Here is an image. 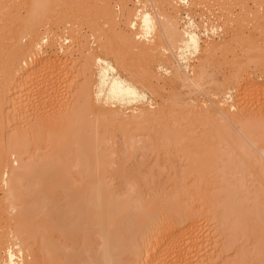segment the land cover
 <instances>
[{
    "label": "bare ground",
    "instance_id": "bare-ground-1",
    "mask_svg": "<svg viewBox=\"0 0 264 264\" xmlns=\"http://www.w3.org/2000/svg\"><path fill=\"white\" fill-rule=\"evenodd\" d=\"M9 1L11 0H0V12L3 13L2 9L5 7V4L8 6ZM20 1L18 0V2ZM22 1L27 3L26 7L28 14L26 16L28 17L26 19V16H24L26 20H22L23 18L21 19L23 24L20 29L22 31L19 29L21 32H19L17 36L15 35V43L14 46L12 43L13 49H11L13 52L10 53L11 56L10 54L8 56L10 57L9 68H6L4 72L6 83H2L7 85V87H5L4 90L5 95L2 99L3 101L0 102V123L2 126L4 125L3 128L10 125V122L7 121H9L11 116L13 117L14 113H18L21 110L26 113L25 111L28 106L25 105V102H28V100H26L27 98H23L22 94L24 93L22 92L23 89L27 87L28 81H26V85H24L25 82H22L27 78H34L35 75L38 74V71L41 70L40 67L44 66L46 62H48V65H45L47 68H50V66L55 68V66H53L54 63L50 65L48 58L45 57L46 55H43L42 45L43 42L48 41L47 37H49V35H46L48 32L42 33L40 27L55 15L54 13L57 11L58 7L57 3L59 4V2L57 0ZM174 1L175 0H150L148 2L153 4V10L152 8H148L146 4H135V7H137L135 9V15L127 19L129 24V26L128 24L127 26L131 28V32L122 33V42L120 43L115 42V40L109 37L111 31L108 29L106 30H108L109 35H107L106 38H104L105 35L101 34L100 36L98 35L99 37L97 36L99 41L98 47L100 48L99 54L96 55L93 49H88L87 52L89 56L91 55V58L88 57V60L90 59L96 66L97 78L95 79L97 81L94 86L93 94L91 92L92 96H90V91L87 89L86 94H88L89 97L88 95L85 96L87 99H85L84 102L83 99L82 101L77 99L74 100V97L69 95L73 98V102L71 101L70 103L71 107L70 104L65 102L66 105H69L67 106L69 110L65 108L66 106L64 104L60 106V108L65 106L63 109L66 110V113L65 110H63V112H61L62 114H58L60 108L57 107V104H60H55L59 99L55 98V103L50 104L52 108L54 110L56 109V112H58L56 115L49 112L53 116V118H51L52 116L50 117L52 121H49V117L47 119L49 122L46 123L44 121V123L48 124L51 128L47 136V140H49L50 144L53 146V149H49L50 152H45L44 154L37 152V155H40L35 157V153L32 154L33 152L31 153L29 151L34 158L29 153H26L28 152L26 138L29 136V133L26 136L24 134H27V132H24L25 130L23 133L20 131L19 134H16L18 136L17 141L10 139L11 135H9L10 131L8 132V130L6 131L7 137L4 134L2 135V140L0 141V184L4 187L3 192H5L2 199L7 202L10 212L14 213L15 216L13 215V218H16V221L9 234L12 240V246L10 245L11 247L8 249L7 260H4L1 264H24L26 259H24V257L27 251L34 256V262L32 264H77L79 263L78 257H80V249L81 251L83 250V252H87L83 255H87L88 257H86V259L82 256L84 257L83 260H86L85 262L81 261L83 262L82 264H202L204 259V262H209L210 264L214 259L211 258L213 256L209 248L208 250L211 257L205 248L206 242H208V239H206L207 232L205 227L199 224L201 223L199 222V218H202L201 215L205 212L203 209L204 205H202L200 200L199 204L196 203H198L197 195L202 199L205 198L202 196L204 195L203 191L207 185L206 180L211 179L210 173L214 169L215 178L213 177V179L221 183L224 189L222 191L220 189L221 187L218 186V190L219 192H226L228 198L235 192V190H233V185L237 180L242 181L241 188H244V186L249 183V181L246 182L249 175H252L251 178L256 180L259 192L254 197L256 200H254L253 211L251 212L250 202L240 206V213L236 216L239 220L236 224L234 222L232 224L231 218H236L232 214L235 213L234 210L238 206L235 204H225L227 207H223L225 208L223 223L229 224L232 234L248 235L251 233L250 220L255 218V222L260 224V233L262 232L261 235L258 234L261 237H258L259 240L256 243V251L259 253V256L260 254H264V196H262L264 192V111L261 115V111L264 110V96L261 97V95L259 96L256 92L255 98L250 99L248 97L250 101L247 99L248 95L246 96L245 89H252L256 84L252 81L253 79L250 81V76L249 78L246 77L250 82L242 86L243 90L240 89L242 92L241 99L240 93H238L240 95L238 98L233 95V93H235L234 89L239 84V82H237L239 81L237 80L238 75L235 77L236 80H233L234 82L231 81V84H228V81H226L228 85L225 86L224 83L223 85L225 88L214 81V78L207 81L208 75L212 76V74L208 72V68L213 58L216 59V57H212V55H215L217 48L220 50L219 45L225 43V39L222 43H218L219 45H217V43L214 45L212 44L213 41L211 42L204 38L207 40V42H205L207 44L204 46V50L206 51L205 55L203 54L202 57L200 56V60L197 58L199 60L198 64L193 66L189 64L191 58L195 60L192 57L194 54L200 50L203 52L200 43L202 38L201 35H199L201 32L198 33L199 26L198 24H194V21H191L190 17L189 20L191 22L188 24L190 27L181 25L180 11H182L183 8H180L182 4L187 3L186 1L180 3ZM146 2L147 1H145V3ZM148 2L147 4H149ZM103 3H101V9L114 28V24L119 23L118 16L116 14H111L108 11L110 7ZM2 4L4 5L2 6ZM155 4H159L161 8L159 9V7H157L158 5L155 7ZM157 8L159 10H157ZM68 12H70V10ZM6 15L4 18H6ZM228 15L226 20L229 24H236L239 22V29V24L242 20H237L238 17H236L237 15L233 11ZM260 16L259 13L258 17ZM191 19H193V17ZM208 19H210V17ZM263 19L264 16L259 19L257 18V21H260L259 25L262 24L261 21H263ZM21 20H19L20 24ZM68 20L71 21V17ZM212 22H214V20ZM187 23H189L188 20ZM222 26L220 24L219 26L214 24L212 25V30L220 29ZM256 26H258V24ZM139 27L140 29L138 30ZM225 28H227V26H225ZM203 29H205V25ZM206 30L209 31L207 27ZM224 30L225 29H223V31ZM7 31L9 30L7 29ZM104 31L105 30L102 32L104 33ZM203 32L201 34L204 35L205 32ZM208 35L209 34L206 36L208 37ZM5 36L7 37L6 34ZM12 36L14 37V35ZM26 36L30 37V40L27 42L24 41V37ZM115 36L114 34V38L116 39ZM94 37L96 39V34ZM63 41H69V38L65 37ZM3 45L0 44V46ZM223 49H221V53H223ZM169 51L172 52L173 56L172 54H168ZM188 52L190 55H193L190 57ZM128 54L130 56L129 59ZM69 55L72 56L73 53L70 52ZM91 61L88 63H91ZM71 63L73 64L74 62L71 61ZM155 63L158 64V67ZM258 63L259 62L255 64L260 67ZM26 64L27 66H25ZM64 65L66 69L70 67L69 63L65 62ZM158 68L159 71L163 69V71L168 74L167 77L163 78V83H161V72L158 73ZM70 69H68V71ZM48 70L52 72L50 69ZM65 71L63 73L64 77L68 78L71 76L70 72H73V69L70 72ZM16 72L17 75L21 74L20 78H16ZM260 75L262 76L263 74ZM92 80L94 81V79ZM13 82H15V85ZM219 82L221 83V81ZM207 83L210 85H216L218 83L217 86L220 85L222 88L220 87L219 90L217 87H213V89H218L216 91L215 89L212 90L210 86L205 88ZM261 83L263 82L261 81ZM23 85L25 88L22 87ZM93 85L94 84H92V86ZM257 85L261 84L257 83ZM167 86L171 89L176 88L175 90L179 88V91H182L180 88L182 87L184 88L183 90L188 89V92L190 91L191 93L195 91L194 89L200 90L201 93L206 91L208 95L216 96V98L217 95L221 93L223 99H219L218 101L216 99L218 102V104H216L214 103L215 100L213 101L211 98L212 96H210L209 102L201 103L199 101L195 102L197 98L194 99L192 95L190 99L193 98L195 101H187L189 97L181 101L180 95L178 97L174 92L173 95L170 94L171 97L173 96L170 98V101L168 100L169 97L167 99L169 103L163 100L166 98L161 95V102L159 103L156 101L158 104L154 105L156 102L153 103V97L149 96L146 89H150L149 91L158 95L160 89ZM12 89L16 90L12 93V91L10 92ZM83 90L84 88L82 91ZM258 90L255 89V91ZM188 92L186 94H189ZM14 93L21 94L10 97L9 99L8 96ZM71 95L73 94L71 93ZM155 95L153 96L155 97ZM48 96L51 97L50 95ZM182 96L183 94L181 97ZM157 97H155L156 100ZM28 98L30 99V96ZM44 101L42 102L43 104ZM74 103H79L80 105L78 104L79 106L76 105L75 107ZM28 105H31V103ZM37 105H35V108L33 107V109L36 110L34 113H37L34 114L31 112L34 114L35 118H38L39 113L41 114L42 112L37 111ZM42 108L44 107L42 106ZM39 109L41 110V108ZM23 112L18 114L21 116ZM26 115L27 113L25 116ZM20 116L18 119L21 121L24 115ZM7 127L10 128L9 126ZM32 128L31 131L28 129L26 131H30L32 135H38L39 128ZM119 134L124 135L126 138L125 141L128 145H125V147L129 146L127 149H129L131 154H134L138 148H145L150 145L155 148H164L169 156L177 152L179 156L184 157L185 171L182 174L183 178L177 179V187L174 195L165 197L156 196L157 198L150 197L151 199H146V196H143L144 194L139 195L141 194L139 193V197H137L136 194H130L129 192L131 191H126L128 193L122 192V194L119 192L118 194V191L112 186V182L109 179L115 157L119 152H117L118 141L116 139ZM22 136L26 137L23 138ZM5 139L6 141H4ZM73 147L76 153L75 158L74 150L71 149ZM70 151L73 152L70 157L75 159L73 164L69 156L67 162L66 155H68ZM29 155L32 156L33 159H29ZM158 155H160L159 152ZM11 158L15 159V167L12 164L13 160L11 161ZM159 163L161 164V162H158V164ZM75 166L78 168H75ZM62 172L64 174L60 178ZM74 172L76 173L74 174ZM67 174L71 176L70 180ZM73 174L77 175V177ZM189 174L195 175L197 181L195 188H191L192 191L190 187H188V189L186 188L189 184L184 181L185 177ZM54 178H56L57 185L53 182L55 181ZM52 179L53 181H51ZM60 180H65L64 184L67 182L69 183L64 186ZM26 181H29L28 183L30 184L26 185ZM183 181L185 183H183ZM41 183H43V191H47L46 194H48H44V199L46 197L45 200H47L45 201L43 199L44 204L41 200V204L44 205L45 211H42L43 206H40V200L38 198L39 192L42 191ZM182 183L183 186L181 188L180 186ZM54 185L57 187L58 185L64 186V189L66 186L69 187H67L68 191L65 189V194L67 195L65 197H67V200H64V202H66L65 205H67V208L65 206L59 207L60 204L58 201H60V198L58 192L55 190L57 187ZM183 187L184 189L186 188L185 192L182 191ZM43 191L40 193V196L44 193ZM54 193H56V195ZM33 195L37 196L36 198L39 205H36L37 203L33 205L34 202H30V200L34 199L30 197ZM42 197L40 199H42ZM222 201L223 199L221 202ZM203 202V204H205L208 201L205 200ZM39 206L41 210L38 208ZM47 208H51L50 211H47ZM28 213L32 214V221L28 219V216H30ZM208 217L210 218V216ZM28 221L32 223L29 222V225ZM255 232H257V230ZM207 245V247H209V244ZM76 248L79 249V253H76L77 255L73 252ZM82 257H80V259ZM60 258L63 259V262L59 260Z\"/></svg>",
    "mask_w": 264,
    "mask_h": 264
},
{
    "label": "rangeland",
    "instance_id": "rangeland-1",
    "mask_svg": "<svg viewBox=\"0 0 264 264\" xmlns=\"http://www.w3.org/2000/svg\"><path fill=\"white\" fill-rule=\"evenodd\" d=\"M57 1L59 2V4L57 3L58 7H57V11L54 13L55 15H53V17H52L53 20H52V18H50L45 24H42L40 27L42 33L48 32V33H46V35L47 34L49 35V37H47L48 41L43 42V45H42L43 55L44 56L46 55L45 57L48 58L50 65H53V63H54L53 66H55V68L50 66V65H49L50 68H47V66H45V65H48L47 64L48 62H46L44 66L40 67L41 70L38 71V74L35 75L34 78L33 77L30 79L27 78L28 80L26 79L25 81H23L22 83L25 82L24 85H26V81H28L27 84L29 85V86L26 85L27 86L26 88L24 87V85L22 86L25 88V89H23V92H22V93H24V94H22L23 98L24 99L27 98L26 100H28V102H25V105L28 106L29 108L27 107L26 108L27 110L26 111L24 110L27 113V115L25 116L26 113H24L22 110L21 111L19 110L20 112H23L22 115H24V117H22V120L20 121L18 119V117L20 116L19 115L20 112H18L19 114L14 113L13 114L14 119L11 116L9 118V121H7V122H10V125H7L10 128H8L7 126L3 128L4 125L2 126L0 123V141L2 140L1 137L3 134L5 136L7 135V133H6L7 130H8V132L10 131V133H9V135H11L10 139H12L13 141L18 140V136L16 134H19L20 131H22V133H23V131L25 130L24 132H27V134L24 133L26 136L29 133V136H27L28 140L26 138L27 149H28V152H26V153H29L30 155L35 153L34 154L35 157L40 155V154L37 155V152L44 154L45 152H50V150H49L50 148L53 149V146L50 144L49 140H47V136H48V133L51 131L50 130L51 128L48 124H46L47 122L52 121L51 120V118H53L52 114L56 115L58 112H59L58 114H60L61 112H63V110H65V109H63L65 106H66L65 108H68L67 106H69V105H66L65 102H67V104H70L71 101L73 100V98H71V97H74V100L77 99L79 101L80 100L82 101V99H83V102H84L85 99H87V97L85 98V96L88 95V94H86L87 89L90 91V93L88 92L89 95L92 96L93 91H94V86H95V83L97 81L95 79V78H97L96 77V66L94 65V63L90 59L88 60V57L91 58V55L89 56L87 52H88V49H93V51L96 53V55L99 54L100 48L98 47V43H99L98 37L100 36V34L105 35L104 38H106L107 35H109L108 30H110L113 34L110 32L109 37L112 38L113 40H115V42L120 43V42H122L121 41L122 33L128 32V31L131 32L130 31L131 28L130 27H129L130 29L128 28L129 24L127 22V19H130L131 17H133L135 15V12H136L135 9L137 8V7H135V4L136 5L146 4L148 8H150V9L152 8V10L154 9L153 4H151V2H148L150 0H139V1L138 0H57ZM140 1H141V3H140ZM145 1H147L149 4H147V2L145 3ZM184 1H186L187 4H182V6L180 8V9L183 8L182 11H180L181 25L182 26L184 25V27H187V26H189L188 24H190L191 21H194V24H198V26H199L198 27V29H199L198 33H200V32L202 33L203 31L204 32L207 31L206 27L209 30V31L205 32L204 35L201 33L199 34V35H201V38H202L200 43H201L203 52H202V50H200L196 54H194V55L192 54L193 56L190 55V53L188 52L190 57L192 56L195 59V60H193L191 58V60H189V64L193 66V65H196L199 63L200 58L203 56V54L205 55L206 51L204 50L205 49L204 46H205V44H207V43H205V42H207V40H210L211 42L213 41L212 44H214V45L216 43H217V45H219L220 42L222 43L225 39L227 41V43H226V41H225V43H222L221 44L222 47H221V45H219L220 50H218L219 48H217V45H216V48H217L216 53H215V55L214 54L212 55V57H216V59L213 58V60H215V61L212 60V63L210 65V67L208 68V72L210 74H212V76L208 75L207 81L214 78V81L218 82L221 86H223L225 88L226 85H228L229 83L230 84L232 83L231 81H233V80L235 81L236 80L235 77H237V75H238L237 80H239V81H237V82H239V84L234 89L235 93H233V95L235 97L237 96V98H238V97H240V95L242 93L240 90L243 88L242 86L246 85L247 82H250L253 79L252 81L256 83L255 87H253L252 89L251 88L245 89V91H246L245 94H246V96L248 95L247 99L255 98L254 96H255L256 92L258 93L259 96L261 95V97H263L264 96L263 95L264 94V62H263L264 61V19H263V21H261L262 24L259 25L260 21L258 22L257 18L259 19V18H262V16H264V11H263L264 10V0H229V1L228 0H221V2H220V0H175L174 2L180 3V2H184ZM100 2L101 3L104 2L106 6L110 7L108 11L111 14H116L118 16V19H119L118 22L119 23H116L118 26L116 24H114L115 25L114 28L111 26L112 23L110 21H108L107 16L104 15V12L101 9L102 4ZM257 4H259V5H257ZM3 5L4 4H2V6ZM26 5H27V3L22 1V0L20 2H18V0H11L8 2V6H6V4H5V7H3V9H2L3 13L0 12V14H1V17H0V44L1 45L4 44L3 45L4 47L0 46L1 47L0 48V50H1L0 51V54H1L0 55V59H1L0 60V102L3 101L2 99L4 98V95H5L4 90H5V87H7V85L3 84V83H6L4 72H5L6 68L7 69L9 68V58L10 57H8V56L11 52H13V51H11V49H13L12 43L14 46V43H15L14 40L16 39L15 35L17 36L19 34V32L22 31L20 29V28H22V24H23L22 20H26L28 17V16H26L28 14V10H27ZM157 5L155 4V7L157 6L160 9L161 6L159 4H157ZM59 6H60V8H59ZM11 9H12V11H11ZM159 9L157 8V10H159ZM69 10H70V12H68ZM232 11L237 15V16L235 15L236 17H238V19L236 18L237 20H239V19H240V21L242 20L239 24V29H238V23L239 22L236 24L235 23L229 24V22L226 20L229 16L228 14H230V12H232ZM14 12H16L17 14ZM65 12H66V14H65ZM59 13H61V14H59ZM93 13H94V15H93ZM259 13L261 15L260 17H258ZM262 13H263V15H262ZM192 14H193V16H192ZM5 15H6L7 19L4 18ZM24 16H26V19L24 18ZM67 17H68V19H70V17H71V21L68 20ZM189 17H190L191 21L189 20ZM192 17H193V19H191ZM209 17H210V19H208ZM72 19H73V21H72ZM19 20H21V24H20ZM66 20H67V22H66ZM187 20L189 23H187ZM213 20H214V22H212ZM14 21L17 23H15ZM222 21H223V23H222ZM227 22H228L229 26H228ZM218 23L221 26L223 25L222 28L217 29V30H212V25L215 24V25L219 26ZM127 24H128V26H127ZM257 24H258V26H256ZM204 25H205V29H203ZM242 25H243V27H242ZM252 25H253V27H252ZM10 26H12V27H10ZM13 26H14V28H13ZM15 26H16V29H15ZM225 26H227V28H225ZM231 26H232V28H231ZM100 27H101V29H100ZM209 27L211 30L209 29ZM112 28H113V30H112ZM215 28H216V26H215ZM7 29L9 31H7ZM19 29L21 31H19ZM106 29H108V30H106ZM139 29H140V27L138 28V30ZM223 29H225V30L223 31ZM103 30H105L104 31L105 34L102 32ZM121 30H122V32H121ZM206 33L209 34L208 37L206 36L207 35ZM223 33H225L226 35ZM5 34L7 35V37L5 36ZM95 34H96V39L94 37ZM114 34L116 35L115 37L117 40L114 38ZM213 34H214V36H213ZM12 35H14V37ZM224 35H225V37H224ZM11 36H12V38H11ZM63 36H64V38L68 37L69 41L64 42ZM210 37H212V38H210ZM58 38H61L63 42L61 41V39H58ZM204 38H206L207 40H205ZM8 39H10V40H8ZM29 40H30L29 36L24 37V41L27 42ZM215 41H217V42H215ZM6 42H7V44H6ZM203 43H204V45H203ZM224 44H225V46H224ZM9 46H10V48H9ZM223 47H224V49H223ZM81 49H82V51H81ZM221 49H223L222 50L223 53H221ZM240 51H242V52H240ZM70 52L73 53L72 56L69 55ZM244 52H245V54H244ZM168 54L170 55V54H172V52L169 51ZM3 55H4V57H3ZM10 56H11V54H10ZM95 56H93V57H95ZM128 56H129V54H128ZM172 56H173V54H172ZM190 57H189V59H190ZM67 58L69 59V61ZM129 58H130V56L128 57V59ZM65 60H67V61H65ZM256 60H258V61H256ZM71 61L74 63L72 64ZM90 61H91V63H88ZM65 62L69 63L70 67L68 69H70L72 67L69 71H68V69L65 68V65H64ZM257 62H259L258 65L260 64V67L256 66L255 63H257ZM246 63H247V65H246ZM28 64H30V63H28ZM70 64H72V65H70ZM56 65H58V66H56ZM155 65H157V67H158V64L155 63ZM235 65H236V67H235ZM25 66H27V64ZM63 66L67 72H70L73 69V72H70L71 76H69L68 78L64 77L63 73L65 70L63 69ZM48 69H50L52 72H50ZM236 69H237V71H236ZM162 71H163V69H161L159 71V68H158V73L161 72L160 73L161 83H163V78L168 76L167 73H165L164 71L162 72ZM262 71H263V73H262ZM6 73H7V71H6ZM12 73H13V71H12ZM164 73H165V75H164ZM228 73H230V74H228ZM259 73L263 74V75L261 76ZM59 75H60V77H59ZM239 75H241V76H239ZM15 76H16V78L17 77L20 78L21 74L17 75V72H16ZM209 76H211V77H209ZM249 76H250V81L248 80ZM246 77H248V78H246ZM92 79H94V81ZM30 80H32V81H30ZM72 80H73V82H72ZM218 80L221 81L222 84ZM226 81H228L227 82L228 84H226ZM261 81L263 83H261ZM257 83L261 84V85H257ZM13 84L15 85V82H13ZM92 84H94V85L92 86ZM217 84L216 85L215 84L210 85L209 83H207L205 85V88H208V86H210V88H212V90H214V89H215V91L218 89L220 90L221 86L220 85L217 86ZM213 87H217L218 89H216V88L213 89ZM83 88L85 90V91L83 90L85 93L82 91ZM180 88L182 91H179L180 90L179 88L177 90H175L176 88L171 89L168 86L162 87L160 89V92L158 93V95L153 94L152 91H149L150 89L149 90L146 89V91L148 92L149 96L153 97V99H152V101H154L153 103H155L156 101L160 103L161 99H162L161 95L164 98H166L163 100H166V101L169 100L170 101V98L173 97V96L171 97L170 94L173 95L174 92H175L174 94H177L176 96L179 97V95H180L181 101L184 99L186 100L187 97H189V98H187L188 99L187 101H189V100L195 101V100H193V98L190 99V97H192V95H193L194 99L197 98V100L195 102L199 101V102L203 103V102H209L210 96H212V95H208L206 93V91H203L204 92V94H203V92L201 93L200 90L194 89L195 91L196 90L197 91L195 92L193 90L195 93L194 92L191 93L190 91L188 92V89H186L187 90L186 91V90H183L184 88H182V87H180ZM248 89H249V91H248ZM255 89L258 91H255ZM14 90H16V89H14ZM14 90L12 89V90H10V92L12 91V93H13ZM28 90H30V91H28ZM173 90H175V91H173ZM26 91H28V92H26ZM165 91H167V92L171 91V92L167 93ZM91 92H92V94H91ZM180 92H182V93H180ZM187 92L189 94H186ZM259 92H260V94H259ZM261 92H263V93H261ZM71 93L73 95H71ZM238 93H240V95ZM11 94L8 96L9 99H10V97H13V96L15 97V95H18L21 93H18V94L14 93L13 95H11ZM182 94H183V96L181 97ZM24 95H25V97H24ZM48 95H50L51 97H49ZM89 95H88V97H89ZM153 95H155V97L158 96L157 100L155 99V97ZM29 96H30V99L28 98ZM17 97H19V96H17ZM168 97H169V99H168ZM198 97H200V98H198ZM55 98L59 99V100H57L56 103H55V101H56ZM211 98L213 101L215 100L214 103L218 104L217 101L219 99H223V95H221V93H220V95H217V98H216V96L215 97L212 96ZM241 98H242V95H241L240 99ZM216 99H217V101H216ZM250 99H249V101H250ZM44 100L46 101V104H45ZM150 100H151V98H150ZM43 101H44V104L42 103ZM169 101H168V103H169ZM157 102L154 105H157L158 104ZM27 103L28 104L31 103V105H28ZM51 103H53V104L59 103L60 105L57 104L58 108H60V106H63V104L65 106L63 108L62 107L60 108L61 111L57 109L58 112H56V109L54 110L52 108V105H50ZM34 104L35 105L38 104L37 105V111L38 112L42 111L41 114L39 113L38 118L34 117V114L37 113V112L34 113L36 111L35 109H33V107L35 108ZM78 104L74 103V106L75 107H76V105L79 106L80 104L79 105ZM210 105H211V103H210ZM42 106L44 108H42ZM70 107H71V104H70ZM39 108H41V110ZM32 109H33V111H32ZM68 110H69V108H68ZM263 111L264 110L261 111V115H262ZM31 112H33L34 114ZM49 112L52 114H50ZM65 113H66V110H65ZM15 117H16V119H15ZM30 117H32V118L34 117L35 119L34 118L32 119ZM43 117H44V119H43ZM48 117L49 118L51 117L49 121H47ZM44 121L46 123H44ZM40 122H42V123H40ZM32 127L33 128L34 127L39 128L38 129L39 133L37 132L38 135H36L37 137L30 133ZM27 129L30 131L29 132L26 131ZM26 136H22V137L24 138ZM3 139H4V137H3ZM116 139L118 141L117 152L118 151L119 152L115 157V162H114L113 167L111 169L112 171H111V175H110L109 180H111L112 186L115 187V189L118 191V194H119V192H121V194H122V192L128 193L126 191H131L129 193L130 194L131 193L136 194L137 197H139L138 196L139 193H141L139 195L144 194L143 196L144 197L146 196V199H151L150 197L157 198L159 196L160 197H165L168 195L172 196L175 194V189L177 187V179L181 178L183 176L182 175L183 172L185 171L184 170L185 169V164H184L185 159L183 156H179L177 154V152L173 153V154H171V156H169L168 152L164 148H162V149L159 147L155 148L154 146L152 147L150 145L145 147V148L144 147L138 148L134 154H131L129 149H127L129 146L125 147V145H128V144L125 141L126 138L124 137V135L119 134V136H117ZM4 141H6V139ZM71 149L74 150L73 152H74V158H75V154H76L75 148L73 147ZM130 150H131V148H130ZM29 151L31 153L32 152L33 153L31 154ZM131 151L133 152V150H131ZM157 151L159 152L160 155H158ZM73 152L70 151V153H69L70 155L69 154L66 155L67 156V162H68V156H69V159L72 160V164L75 161L74 158L72 159V157H70V156H72ZM64 153H66V152H64ZM27 155H25V156H27ZM30 155H29L30 158L28 157L29 159H31L33 156V155L30 156ZM170 157H171V159H170ZM12 158H11V161L13 160L12 164L14 165V164H16L14 162L15 159H12ZM33 158H34V156H33ZM168 159H169V161H168ZM69 162H71V161H69ZM158 162H161V164L160 163L158 164ZM163 165H165V166H163ZM15 166L16 165H14V167ZM71 166H73V165H71ZM75 168H78V167L75 166ZM72 169H73V167H72ZM70 170H71V168H70ZM75 170H77V169H75ZM214 170L211 171V173H210L211 179H209V180H211V181H209L208 179L206 180L207 185L205 186V189L203 191L204 195L202 196L205 198L202 199L199 195H197L198 203L195 202L196 204H199V200H200L202 205H204V207H205L204 208L202 206L205 212L203 211L204 214L202 213V215H201L202 218H199V222H201L199 224H200V226H204L205 230L207 232V235H206L207 238L206 239H208L207 240L208 242H206L205 248L207 249V253H209V256H210V252H211V255L213 256V257L210 256L212 259H214V261H211V263L213 262L212 264H214V263L215 264H264V259H263L264 254H260V256H259V253L256 251L257 250L256 249V246H257L256 243L259 240L258 237H261L259 235H261L262 232L260 233V231H261V228L259 226L260 224L255 222V218L250 220L251 233L248 235H246V234L237 235L236 233L232 234V230L230 229L229 224H227L225 222L223 223V221H224L223 218L225 217L223 215H225L224 211H225V208L227 207V206H225V204H227V205L235 204L238 206L236 208L237 210L236 209L234 210L235 213L232 214L234 217L239 215L240 210H241L240 206H243V205L247 204L248 202H250V204H251V206H250L251 212L253 211L254 200H256L254 197L259 192L258 186L256 185V180L251 178L252 175H249V177H248L249 180L248 179L246 180V182L249 181V183L246 184L244 186V188H241L242 181L237 180L235 182V184L233 185V190H235V192L231 196H229L230 198H228L227 193L222 192L224 189L221 186V183H219L218 181H215V179H213V177L215 176ZM76 172H78V171H76ZM76 172H74V174ZM63 174H64L63 172L60 174V178H61V176H63ZM67 176H68V174H67ZM74 176L77 177V175H74ZM68 177L70 180L71 176L69 175ZM57 178H58V176H57ZM64 179H67V178H64ZM186 179H187V181H186ZM54 180L55 181H53V179H52L51 181L55 182V185H57L56 184V178H54ZM62 180H60V181H61L62 185H64V186L67 185V183H69V182H67L66 184H64L65 180L64 181H62ZM184 181L189 184V186L187 185L186 188L188 189V187H190V190H191V188H195V185L197 184V181L195 179V175H193V174H189L188 176H186ZM184 181H183V183H185ZM28 182L29 181H26V183H27L26 185L30 184ZM61 183H60V185H61ZM183 183L180 186L181 188L183 186ZM58 184H59V182H58ZM41 186H42L41 190L43 191V183H41ZM64 186H59V185H58V187L55 186V187H57L55 190H56V192H58V195L60 198V201H58L60 204L59 207L65 206L67 208V205H65L66 202H64V200H67V197H65V196H67L65 194V189L68 191L67 187L69 186V184H68V186H66L65 189H64ZM218 186L221 187L220 189L222 191L219 192ZM49 187H50V185H49ZM47 188H48V186H47ZM50 188H49V190H50ZM186 188L184 189V187H183L182 191L185 192ZM3 189H4V187H2V185L0 184V264L4 260H7L8 249H9V247L12 246V244H11L12 240H11V237L9 234H10L11 230L13 229V227L15 225V221H16V218H13L14 213H11L10 209L8 208L7 202L2 199L4 196V193H5V192H3L4 191ZM39 189H40V187H39ZM190 190H189V192H190ZM41 192H39L38 198L40 200L39 201L40 206H43L42 211L43 210L45 211V207L43 205L44 204L43 199H44V194L45 195H48V194H46L47 191H43L44 193H42L40 196ZM151 193H152V195H151ZM153 193H155V194H153ZM54 194L56 195V193H54ZM35 195H36V193H35ZM35 195L30 196V197L34 198L33 199L34 201L30 200V202L31 201H32L31 203L34 202L33 205L36 203H37L36 205H39V202L37 201V198H36L37 196H35ZM50 195H51V193H50ZM262 196H264V192L262 193ZM41 197H42V199H40ZM147 197H149V198H147ZM45 199H46V197H45ZM204 199L208 201L205 204H203L204 203L203 201H205ZM222 199H223V201L221 202ZM41 200L43 201V204H41L42 203ZM45 201H47V200H45ZM209 203H210V205H209ZM215 203H217V204H215ZM40 206L38 208H40ZM210 206L213 208H211ZM224 206H225V208H223ZM50 209L51 208H47V211L48 210L50 211ZM40 210H41V208H40ZM28 214L30 215V216H28V219H30L32 221V214L31 213H28ZM204 215H206V216H204ZM208 216H210V218ZM219 216H220V219H219ZM205 219H206V221H205ZM238 220H239L238 217L231 218V223L233 224V222H234L236 224ZM31 221H28V224ZM253 224H254V226H253ZM256 230H257V232H255ZM60 236H62V235H60ZM9 242H10V244H9ZM207 244H209V247H207L208 246ZM208 248H209L210 252H209ZM73 252L75 254L76 253L78 254L79 249L76 248V250H73ZM84 253L86 254L87 252H83V250L81 251V249H80L79 256L80 257L84 256L86 258L87 255H83ZM246 254H247V256H246ZM250 256H253V257H250ZM80 257H78V258L80 259ZM84 257H82L80 260L78 259V262L81 264L83 262H85L86 260L85 261L83 260ZM259 257H260V259H259ZM254 258H255V261H254ZM24 259H25L24 264H32L34 262V260H33L34 256L29 251L26 252ZM59 260L61 262H63L62 258H60ZM81 261H83V262H81ZM204 261H205V259H204ZM204 261L202 262V264L203 263L209 264V262H204ZM79 263H77V264H79Z\"/></svg>",
    "mask_w": 264,
    "mask_h": 264
}]
</instances>
